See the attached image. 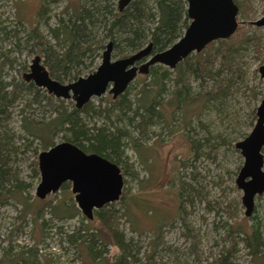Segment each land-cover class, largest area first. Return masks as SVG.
Returning a JSON list of instances; mask_svg holds the SVG:
<instances>
[{
	"label": "rangeland",
	"instance_id": "obj_1",
	"mask_svg": "<svg viewBox=\"0 0 264 264\" xmlns=\"http://www.w3.org/2000/svg\"><path fill=\"white\" fill-rule=\"evenodd\" d=\"M233 1L238 7V24L248 31L249 36L262 37V29L252 23L264 15V0ZM40 2L41 0H0L2 26L18 31V37L22 38V27L29 29L35 23ZM66 5L77 8L78 0H58L50 5L49 25L54 26L57 16ZM39 29L47 36L42 25ZM13 43L14 39L3 43V51L11 49L9 58L13 59L11 66L1 67V79L4 82L12 78L19 80L20 76L28 72L33 58L40 56L37 51L18 52ZM263 58L248 46L242 52L240 66L242 65L244 77L242 82L239 81L240 85L231 90L219 110L202 109L195 117L192 115L186 120L188 137L198 135L199 138H204L207 134L205 139H208V143L199 152L194 153L187 136L183 135V120H176L171 126L156 127L154 135L143 142L138 141L137 144L141 145L138 149L134 148V140L126 142V159L124 164L117 165L123 176V198L105 208L112 211L113 228L122 234L125 243L131 245L134 251L132 253L140 263L214 264L223 249L231 244V238L228 237L231 227L241 229L232 236L235 243L231 264H261L257 258L248 254L242 237L255 223L264 234V193L255 198L253 212L250 217H246L241 204L242 192L235 185L243 164V158L235 144L243 140L255 124L256 116L252 114L256 112L263 96V81L258 74ZM99 62L97 60L95 64L98 66ZM139 77L131 85L136 84ZM259 80L262 82L261 88ZM138 88L139 86L133 87L129 96L133 97ZM260 90L262 94L257 96ZM110 97L106 93L99 98H92L90 102L94 107L100 104L104 107ZM63 101L65 106L73 103L71 100ZM22 105L19 102L9 108L7 120L0 130V134L3 133L20 150L10 168L27 185L18 196L0 193V258L4 255L14 257L24 250L28 264H110L120 251L112 233L101 223L92 221L91 224L98 235L106 238V244L104 248H97L101 251L99 259L89 261L85 246L79 242L72 244L67 239V236L81 227V217L85 219L83 224L91 222L80 211L74 217L62 219H55L47 209L37 214V207L42 206L35 196L40 177L38 170V174H34L33 168L36 166L37 169L38 154L45 150L41 149L36 139L33 140L21 131L18 111ZM34 114L36 118L42 116V112L36 111ZM44 117L47 120L49 114ZM85 121L89 126L93 123L108 126L104 119L87 118ZM114 126L120 124L114 122ZM169 130L173 132L169 133ZM61 136L62 133L55 136L54 145L65 142ZM29 141H32L30 145ZM181 182L191 188L189 198L184 197V210L181 212L185 224L179 219L178 211L177 194ZM67 185V192L73 198L70 184ZM59 191L61 194H57V199L67 196V193ZM53 195L55 193L48 195L45 200L50 201ZM21 197L33 209L25 217ZM29 249H33L31 255L27 252Z\"/></svg>",
	"mask_w": 264,
	"mask_h": 264
},
{
	"label": "trees",
	"instance_id": "obj_2",
	"mask_svg": "<svg viewBox=\"0 0 264 264\" xmlns=\"http://www.w3.org/2000/svg\"><path fill=\"white\" fill-rule=\"evenodd\" d=\"M57 2L58 0H41L35 23L29 29L22 27L24 34L22 38L18 37V31L2 26L0 21V130L3 122L7 120L9 108L22 102L23 105L18 111L20 129L33 140L36 139L42 150L52 147L55 136L62 133L61 138L65 142L76 145L85 153L97 154L118 166L124 164L126 142L134 140V148L138 149L137 147L141 146L137 144L138 141L143 142L154 135L156 127L171 126L176 120H183V123L181 122L185 129L183 135L187 136L188 118L190 119L192 115L195 117L202 109L219 110L220 105L231 94V90L243 80L241 57L248 46L261 58L264 56L262 37L249 36L248 31L238 24L230 38L214 41L200 53L190 54L173 70L161 65L151 66L148 74L138 75L140 77L136 84H130L116 99L110 97L104 107H101V104L94 107L89 101L77 110L73 103L65 106V101L55 99L45 90L35 87L32 82L24 81L22 76L17 81L12 78L4 82L1 79V67L11 66L13 59L9 58L11 49L3 51V43H9L14 39L13 47L18 52L37 51L49 76L60 83H68L92 73L96 69V61L101 59V54L109 42L112 43V58L115 59L128 57L148 43L152 44V53L170 47L182 36L189 23L186 2L132 0L122 12H119L118 0H78L77 8L66 5L57 16L54 26H51L49 6ZM40 25L46 29L47 36L40 31ZM261 84L259 80L260 88ZM135 86L139 88L133 97H130L129 94ZM257 94L261 95V90ZM36 111L42 112L40 118L34 116ZM47 113L49 118L46 120L44 115ZM254 114L253 112L252 115ZM87 118L104 119L108 126L105 124L97 126L95 123L89 126L85 121ZM114 122H118L120 126H114ZM170 131L169 133L173 132ZM205 137L207 134L204 138H199L198 135L193 138L187 136L194 153L208 143ZM9 141L3 133L0 134V193L14 197L20 195L27 185L11 171L10 164L16 161L20 150ZM262 154L264 160V151ZM37 170L35 166L33 168L35 175L38 174ZM59 190L62 194L67 193V196L57 199V194H61L58 191L50 201L36 197L42 204L37 207V214L46 209L55 219L79 214L74 199L67 192L69 185L65 183ZM189 195L190 186L181 182L177 198L179 219L183 224L186 223L181 213L184 210L183 201L184 197L187 199ZM122 198L123 193L120 196V199ZM21 200L25 217L31 214L33 209L24 197H21ZM107 206L95 210L91 220L86 219L91 222L83 224L85 219L81 217V227L67 236L68 241L84 245L89 261L99 259L101 251L97 248L99 246L104 248L106 238L98 235L91 224L92 221H97L112 233L115 245L120 251L118 257L110 264H142L132 253L134 251L131 245L125 243L122 234L113 228L111 222L113 214L105 208ZM239 230L241 231L240 228L230 227L228 237L231 238V244L223 249L214 260V264H231L235 243L232 236L240 232ZM242 241L248 254L264 264V234L258 228V224L249 227ZM32 250L29 249L27 252L31 255ZM25 253L23 250L14 257L4 255L0 258V264H28ZM145 264H150V261Z\"/></svg>",
	"mask_w": 264,
	"mask_h": 264
},
{
	"label": "water",
	"instance_id": "obj_3",
	"mask_svg": "<svg viewBox=\"0 0 264 264\" xmlns=\"http://www.w3.org/2000/svg\"><path fill=\"white\" fill-rule=\"evenodd\" d=\"M132 0H118L122 12ZM189 23L182 36L167 49L152 53V44L125 58H112V43L101 54L97 68L86 76L68 83L52 79L41 57L35 56L28 72L23 74L26 82L45 90L55 99L71 100L75 109H81L92 98L105 93L115 99L122 95L138 74H148L149 68L161 65L173 70L178 63L192 53H200L208 44L230 38L238 27V7L233 0H185ZM261 28L264 52V15L252 23ZM263 81V96L256 108V120L251 132L235 144L243 158V165L235 179L242 192L241 203L244 215L249 217L254 209V200L264 193V60L258 69ZM40 182L35 196L43 200L69 183L76 207L88 220L93 212L120 199L123 176L120 168L94 153H85L76 145L60 142L42 151L37 157Z\"/></svg>",
	"mask_w": 264,
	"mask_h": 264
},
{
	"label": "bare ground",
	"instance_id": "obj_4",
	"mask_svg": "<svg viewBox=\"0 0 264 264\" xmlns=\"http://www.w3.org/2000/svg\"><path fill=\"white\" fill-rule=\"evenodd\" d=\"M117 9H118V8H117ZM186 15H187V14H186ZM226 40H227V39H226ZM143 48H144V47H143ZM262 50H263V47H262ZM192 54H197V53H192ZM100 60H101V59H100ZM99 63H100V62H99ZM98 65H99V64H98ZM163 67H164V66H163ZM96 68H97V67H96ZM138 75H144V74H138ZM138 75H137V76H138ZM137 76H136V77H137ZM133 81H134V80H133ZM133 81H132V82H133ZM132 82H131V83H132ZM131 83H130V84H131ZM130 84H129V85H130ZM129 85H128V86H129ZM39 89H40V88H39ZM105 94H106V93H105ZM107 94H108V93H107ZM109 95H111V94H109ZM102 96H103V95H102ZM98 98H99V97H98ZM111 98H112V96H111ZM112 99H113V98H112ZM115 99H116V98H115ZM260 101H261V100H260ZM255 116H256V112H255ZM241 141H242V140H241ZM53 146H54V145H53ZM262 150H263V149H262ZM238 151H239V150H238ZM242 165H243V164H242ZM241 198H242V197H241ZM110 204H111V203H110ZM241 204H242V203H241ZM107 205H108V204H107ZM105 206H106V205H105ZM244 210H245V209H244ZM244 212H245V211H244ZM250 216H251V215H250ZM250 216H249V217H250Z\"/></svg>",
	"mask_w": 264,
	"mask_h": 264
},
{
	"label": "flooded vegetation",
	"instance_id": "obj_5",
	"mask_svg": "<svg viewBox=\"0 0 264 264\" xmlns=\"http://www.w3.org/2000/svg\"><path fill=\"white\" fill-rule=\"evenodd\" d=\"M189 20V19H188ZM264 57V56H263ZM113 59H115V58H113ZM263 60H264V58H263ZM23 76V75H22ZM23 78V77H22Z\"/></svg>",
	"mask_w": 264,
	"mask_h": 264
}]
</instances>
